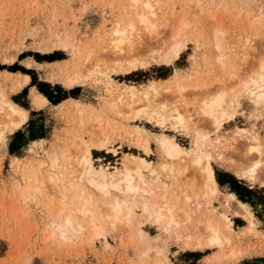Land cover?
<instances>
[{
  "label": "rangeland",
  "instance_id": "1",
  "mask_svg": "<svg viewBox=\"0 0 264 264\" xmlns=\"http://www.w3.org/2000/svg\"><path fill=\"white\" fill-rule=\"evenodd\" d=\"M149 1L158 13L150 15L158 27L154 38L136 15L142 4L131 0H0V98L29 113L25 124L13 132L5 129L0 139V264H264V185L259 179H264V103L255 111L249 99H241L228 110L232 119L218 128L197 110L200 85L210 95L225 89L226 109L232 89L260 71L264 0ZM180 21L185 23L178 36L185 42L180 56L171 63L154 60L165 53ZM118 27L133 38L122 55L109 46ZM129 53L147 63L131 72L118 71L116 63ZM13 65L31 74L10 70ZM22 74L30 76L29 83L15 91L12 83L22 81ZM32 75L52 92L60 86L68 98L54 104L32 84ZM75 78L78 82L72 85L69 81ZM133 89L151 101L150 110L120 112ZM37 93L49 102L40 105ZM175 106L185 125L170 115ZM5 120L0 115V129ZM108 121V141L99 149L98 130ZM30 126L45 137L30 140ZM18 130L24 132L18 145L24 144L11 153ZM243 130L246 137L259 138L255 157L247 153ZM196 131L209 136L202 150L210 155L219 184L216 197L203 193L201 172L191 165L182 174L171 173L168 166L173 162L160 148V138L166 135L185 148L183 162L173 163L183 169L195 151ZM142 137L151 148L148 155ZM84 146H90L96 169L108 168V175L118 177L117 168L133 160L125 154L150 161V167L142 168L152 186L149 200L170 208L175 221L156 220L143 211L140 197L133 202V213L122 212L117 222L102 217L98 206L95 224L78 213L84 203L82 190L89 191L86 182L72 188ZM256 161L260 164L253 173ZM52 176L56 180H50ZM232 178L252 192L237 195L226 182ZM230 192L258 219L256 227L249 229L248 220L227 211L223 201ZM223 213L232 219L234 230L225 229ZM67 215L72 224L66 223ZM209 220L224 228L222 242L195 248L192 244Z\"/></svg>",
  "mask_w": 264,
  "mask_h": 264
},
{
  "label": "bare ground",
  "instance_id": "2",
  "mask_svg": "<svg viewBox=\"0 0 264 264\" xmlns=\"http://www.w3.org/2000/svg\"><path fill=\"white\" fill-rule=\"evenodd\" d=\"M131 1L134 5H137L138 3L142 4V11L139 12L140 11L139 9V11L136 12V15L139 17V22L142 24V27L146 29L149 37L154 38L157 35L158 27L156 23L150 19V15L157 17L158 13L152 10V5L149 0H131ZM148 9L150 10L146 11ZM129 25L130 27L134 28L135 24H129ZM184 25L185 23L183 21H180V23L177 26L176 32L173 35V41L167 47L165 53L161 55L159 59L156 58L154 60H160L161 62L163 61L166 63H171L180 56L182 49L185 47V42L180 40L178 36L181 30L184 28ZM132 39L133 38H131L130 35L127 34L126 28H120V27L116 28L113 32V37L109 39V46L111 51L117 55H122V52L125 51L124 45L126 43L132 45ZM123 56H124L123 61H121L120 63H116V68L120 72H131L132 70L137 69L138 66H142L147 63V61L135 57L132 53H129V55L124 54ZM9 74H13V76L14 75L16 76L19 75L20 73L9 72ZM22 76H23L22 81H19L14 84L12 83L13 89L15 91L22 90V88L29 83L30 76L27 74H22ZM75 81L78 82L76 78L70 80L69 82L73 85ZM263 81H264V61L260 65V71L257 72L256 77L253 76L249 80L240 83L237 88L232 89V96L231 99L229 100L230 101L229 108L226 109H223V103L225 101V96L227 95V91L225 89L217 94L210 95L209 91L203 89L205 86L200 85L199 88L202 87V90L200 92L201 94L199 100L200 104L197 107V110L198 112H200L203 119H205L206 121L214 122L217 128L218 126H221L223 124V120L232 119V114L228 110L231 107H233L234 104L236 103L239 104L241 102V99L244 98L249 99L250 105L253 107L255 111H258L260 109V104L264 103V87L262 85ZM151 88L155 92H157V87L154 84L151 85ZM134 89L129 92V98L127 99L129 100V102L125 104L124 110H120V112H125L126 114L140 113V112L143 113L142 111L150 110V108L152 107V104L150 103L151 101L149 100L150 101L149 102L147 99L148 98L147 95L145 96L146 97L145 99H147L145 101L139 97V95ZM241 89H244L245 93H243ZM123 98L120 97L119 101L123 102L124 101ZM35 101H37L40 105L49 102V100L40 93H37L35 95ZM162 106H164L165 108V105ZM161 108L163 107H160V109ZM170 109H171L170 115L181 125L184 124L185 122L184 115L178 109V107L175 106L174 108H170ZM155 111L156 108H153V112ZM0 115H4L6 118V120L4 121V127L0 129V139L4 137L5 129H9L10 131L13 132L14 130L18 129L20 126L25 124L29 118L28 110L25 109L23 106H20L19 104L13 102L12 100H4L1 98H0ZM110 128L112 127L109 121L106 122L105 124L100 125V128L98 130L99 142H97L98 144L96 145L99 149H103L105 147L108 141V133ZM246 132L247 131L243 130L242 132H240V134L245 136L246 139L245 146L247 148V153L252 158L255 157L256 153L257 154L259 153V146H260V144L258 143L259 138L257 137V135H253L250 138H248L246 137L247 135H245L247 134ZM166 136L160 138V148L164 154V157L168 160H171L173 163L183 162L184 157L187 156V152L185 151V148H183L173 139L169 138L170 136L169 137ZM96 137H98V135ZM139 140L142 143H144L143 147L145 148L146 154L148 155L151 150L148 140L145 137H142ZM195 140H196L195 141L196 148L195 149L193 148V150H195L193 152V156L190 158L191 160H189V162L184 163L183 169L175 167L174 166L175 164L173 165V163L170 164L168 168L170 169L171 173L182 174L184 170L188 169V165H191L196 170H199L201 172L202 178L200 183L203 193L205 195L216 197L220 193L219 184L218 181L216 180L214 168L212 167L209 161L210 155H208L204 150H202V146L204 145V143L209 141V136L206 133L197 132ZM80 156L81 159L79 162V168L81 171L77 175L74 185H72V188H78V186L82 182H86L89 191L82 190V198H83L82 200L84 201V203L83 206L78 209V213H80L85 218H89L91 223L95 224L96 221H98L96 216L98 215L97 206L100 207L101 216L106 218L107 220H112L113 222L122 220L121 213L124 211H126L127 212L126 214L130 216L133 213L132 205L133 202L136 201V197L141 198V206L143 211L148 212L150 215H154L153 217H155L156 220H166L169 223L175 221L173 217L170 215L172 212L170 208H166L164 204L162 205L153 204L149 200V195L152 191V186L145 181V176L142 170V168L144 167L145 168L150 167L151 163L146 158L137 155L125 154L126 158L127 156H131L133 160L126 159L122 164L123 168L121 170L117 168L118 170L117 175H119L117 177L116 175H112L113 173H110L111 175H108L106 173V170L108 168L104 169L103 167H101L100 170L96 169L93 163L94 162L93 154L90 146H84V149ZM52 163H53L52 165H55L56 161L53 160ZM259 164L260 161H256L255 164L252 165V169L250 171L254 173L256 170V166H258ZM166 165L167 164H164L162 166L163 169L167 168ZM134 174L136 175V177H138V179H135ZM49 179L56 180V177L52 176L49 177ZM252 179H254V177H252ZM259 179H261V182L264 185V179L263 178H259ZM29 183L27 184L28 187H29ZM162 199H164V197ZM223 202L227 211L233 213L235 216L244 217L246 220H248L249 229L256 227V225L259 223L258 219L252 214V212L249 210L246 204L236 199L234 193L232 192L226 193ZM90 205L92 206V208L90 207ZM62 206L64 207L63 209H65L64 204ZM165 211L168 214H165ZM226 213H223V218L225 221V222L223 221L224 227L225 229H229V228L232 229L231 224L233 223V221ZM71 218L72 217L70 215L66 216L67 224H72ZM79 225L81 226V224ZM223 234H224V228L220 226V224L216 225L214 224V222L209 220L205 230L201 231L200 237L196 241H194L192 245L195 248L204 249V247L207 245L209 246L215 243L220 244L222 242ZM225 238L227 239L228 237Z\"/></svg>",
  "mask_w": 264,
  "mask_h": 264
},
{
  "label": "trees",
  "instance_id": "3",
  "mask_svg": "<svg viewBox=\"0 0 264 264\" xmlns=\"http://www.w3.org/2000/svg\"><path fill=\"white\" fill-rule=\"evenodd\" d=\"M10 70L12 71H18V70H21L23 72H26V73H30L29 70H26L25 68L23 67H20V66H17V65H13L10 67ZM31 74V73H30ZM32 84L33 85H37L38 89L48 97V99L53 102L54 104H57L59 102H61L62 100L68 98V95H67V92L65 90H63L60 86H56L57 89L56 91H50L48 89H46L44 87V84L42 82H37L36 78L32 75ZM75 89V88H74ZM72 89V91L74 90ZM27 91V87L23 89L22 92H26ZM32 114H35L34 112ZM33 124V120H30V125ZM29 138L30 140H35L37 138H43L45 137L44 133L43 132H40L39 134H37L35 132V130H33V128L31 129V126H30V130H29ZM22 138H24V132L21 131V130H18L15 135H14V138L12 140V142L10 143V152L11 153H16L20 150V148H22L23 144L24 143H21L18 145V141L21 140ZM219 182L221 183L222 181L219 179ZM226 182H230L232 184V188L234 190V192L239 195V196H242L243 194H248V193H251L252 190L247 188L246 186H243L242 184H240L236 178H232ZM264 202V200H263Z\"/></svg>",
  "mask_w": 264,
  "mask_h": 264
}]
</instances>
